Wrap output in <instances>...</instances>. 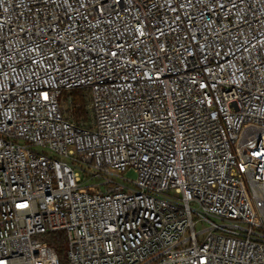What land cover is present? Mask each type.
Returning <instances> with one entry per match:
<instances>
[{
  "label": "built area",
  "instance_id": "built-area-1",
  "mask_svg": "<svg viewBox=\"0 0 264 264\" xmlns=\"http://www.w3.org/2000/svg\"><path fill=\"white\" fill-rule=\"evenodd\" d=\"M58 230L67 264H264V0H0V264Z\"/></svg>",
  "mask_w": 264,
  "mask_h": 264
},
{
  "label": "trees",
  "instance_id": "trees-1",
  "mask_svg": "<svg viewBox=\"0 0 264 264\" xmlns=\"http://www.w3.org/2000/svg\"><path fill=\"white\" fill-rule=\"evenodd\" d=\"M75 112L78 116H87V107L84 101L83 94L81 90H75ZM59 231H53L48 234V241L50 245H52L55 250L58 253L60 264H67L68 259L67 256L65 255L66 252V247L68 246L67 243V236L66 234H58Z\"/></svg>",
  "mask_w": 264,
  "mask_h": 264
},
{
  "label": "rangeland",
  "instance_id": "rangeland-1",
  "mask_svg": "<svg viewBox=\"0 0 264 264\" xmlns=\"http://www.w3.org/2000/svg\"><path fill=\"white\" fill-rule=\"evenodd\" d=\"M82 94H83V92H82ZM83 97H84V101H85V104H86V107H87L88 123H90V125L92 126V125H94V121L95 120H94V116H93V108H91L90 96L88 95V96H83ZM60 100L62 102V105L65 106V108L69 105L68 93L66 91L62 94V96L60 97ZM38 149H42L43 150V148H38ZM45 151H47V150H45ZM58 234H66V232H65V230H62V231H59ZM65 255L67 256V249H66Z\"/></svg>",
  "mask_w": 264,
  "mask_h": 264
}]
</instances>
